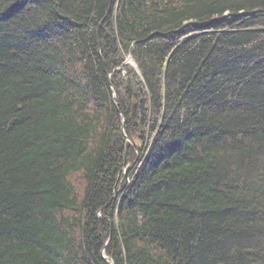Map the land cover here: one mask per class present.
<instances>
[{"label": "trees", "instance_id": "trees-1", "mask_svg": "<svg viewBox=\"0 0 264 264\" xmlns=\"http://www.w3.org/2000/svg\"><path fill=\"white\" fill-rule=\"evenodd\" d=\"M0 264H264V0H0Z\"/></svg>", "mask_w": 264, "mask_h": 264}, {"label": "water", "instance_id": "water-1", "mask_svg": "<svg viewBox=\"0 0 264 264\" xmlns=\"http://www.w3.org/2000/svg\"><path fill=\"white\" fill-rule=\"evenodd\" d=\"M128 61H129V62H131L133 65H135V66H136V63H135V61L132 59V57H131V56H129V57H128ZM134 144H135V146H136V143H134ZM111 237H112V236H110V238H109L108 242L110 241ZM104 256H106V255H104Z\"/></svg>", "mask_w": 264, "mask_h": 264}]
</instances>
